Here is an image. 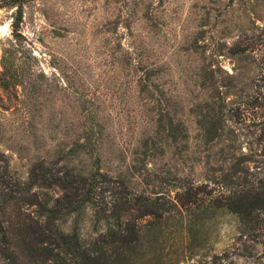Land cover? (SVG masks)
Wrapping results in <instances>:
<instances>
[{"label":"rangeland","instance_id":"obj_1","mask_svg":"<svg viewBox=\"0 0 264 264\" xmlns=\"http://www.w3.org/2000/svg\"><path fill=\"white\" fill-rule=\"evenodd\" d=\"M23 11L17 41L15 8L0 6V74L9 48L19 75L0 83L11 172L27 182L38 163L84 176L99 166L108 200L133 196L137 215L169 208L136 221L151 264H264V0H30ZM214 117L221 135L209 140L202 122ZM171 122L188 137L174 140ZM88 134L94 149L70 156ZM59 224L88 240L106 229L90 205ZM2 246L0 235V264H12Z\"/></svg>","mask_w":264,"mask_h":264},{"label":"trees","instance_id":"obj_2","mask_svg":"<svg viewBox=\"0 0 264 264\" xmlns=\"http://www.w3.org/2000/svg\"><path fill=\"white\" fill-rule=\"evenodd\" d=\"M30 0H0V6L15 8L11 23L12 34L17 41L22 37L24 3ZM15 52L5 48L3 52V71L0 83L10 89L19 84L16 66L9 56ZM220 119L210 118L202 125L206 129V138L214 140L221 135ZM208 126H205L207 125ZM171 136L174 140L188 137L186 128L181 123L171 122ZM92 134L84 142H79L69 154L79 149L92 147ZM106 176L98 166L91 174L84 176L66 171H56L45 163L35 164L30 170L27 182H21L10 168L5 158L0 159V235L1 253L12 264H151L144 261L145 248L143 236L137 226V219L147 214L162 218L169 208L162 206L165 212L143 209L139 215L131 208L136 207V198L127 197L125 192L111 191L106 198L107 188H102V179ZM61 186L66 192L53 198L43 191H32ZM103 189V190H102ZM100 198L106 202L101 203ZM213 204V203H212ZM37 205V215L26 213L24 206ZM90 205L95 209L96 222H103L106 229L93 239H84L77 230L67 232L60 226L72 213H82ZM110 205V206H109ZM153 207L152 203L149 204ZM160 205H154L160 208ZM219 208L217 204H213Z\"/></svg>","mask_w":264,"mask_h":264}]
</instances>
